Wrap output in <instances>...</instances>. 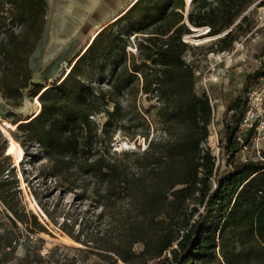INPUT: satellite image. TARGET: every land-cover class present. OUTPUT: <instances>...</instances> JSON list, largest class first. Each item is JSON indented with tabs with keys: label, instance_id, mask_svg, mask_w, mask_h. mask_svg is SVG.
<instances>
[{
	"label": "trees",
	"instance_id": "16d2710c",
	"mask_svg": "<svg viewBox=\"0 0 264 264\" xmlns=\"http://www.w3.org/2000/svg\"><path fill=\"white\" fill-rule=\"evenodd\" d=\"M250 3L191 0L185 14V0H137L95 36L59 81L43 87L33 82L29 58L44 31L46 2L0 0V95L14 108L25 95L40 104L36 114L14 123L12 137L31 160H44L39 171L54 187L72 194L73 201H89L98 209L99 224L106 218L97 247L113 262L264 264V149L223 172L215 168L214 156L202 147L212 114L209 98L195 91L193 67L183 58L184 36L192 28H207L205 36L230 29L218 38L219 49H229ZM115 24L125 26L115 31ZM131 36L138 40L136 54L127 50ZM260 73L247 75L250 88ZM141 96L155 99L151 107L164 129L177 134L150 138L143 119L131 139L144 137L147 146L112 150L113 134L130 121L128 110ZM245 104L236 102L240 113L233 124H223L221 157L225 151L232 159L251 141L253 130L242 135L238 128ZM5 152L0 132V202L14 228L16 220L30 219L43 231L35 214L16 208L21 190L14 166L4 165ZM5 171L13 178L4 177ZM60 216L62 224L71 219ZM76 223L71 219V226ZM65 232L79 241L72 228ZM5 237L0 245L7 244Z\"/></svg>",
	"mask_w": 264,
	"mask_h": 264
},
{
	"label": "rangeland",
	"instance_id": "374dc122",
	"mask_svg": "<svg viewBox=\"0 0 264 264\" xmlns=\"http://www.w3.org/2000/svg\"><path fill=\"white\" fill-rule=\"evenodd\" d=\"M57 1L59 0H45L46 25L29 58L33 82L43 87L54 85L68 72L69 65L81 54L91 33L104 24L98 19V13L92 14V10L84 9L88 4L86 0H80L84 5L78 4L72 9H68L69 0H60L65 4L61 12H57ZM189 1L185 0V3ZM259 1L251 0L245 10L246 19L234 29L235 39L227 50L219 49L221 44H218V38L223 35L205 36V28L196 29L184 36L188 48L183 58L193 67L194 89L198 94L205 93L213 104L207 141L202 147L209 148L215 158V168H219L221 172L235 161L258 158L260 151L264 149L263 135L259 140L250 141L242 147L232 159L228 158L225 151L224 156L219 154L223 124H233L240 113L233 106L236 102H244L246 92L250 90V85L246 83L247 75L264 70V7L258 6ZM186 8L187 5L185 14L188 12ZM91 18L94 21L92 19L90 22ZM95 20L98 23L93 25ZM124 26L125 24H115L114 30H122ZM137 41L131 36L127 50L136 54ZM223 53L228 54L224 57ZM155 104V99L149 101L145 96L138 98L136 105L128 110L130 121L113 134L112 150L121 152L144 149L149 140L139 135L134 140L131 139L134 130L139 132L143 119L149 124L150 138L174 137L177 134L176 130L164 129L156 109L151 107ZM39 106L40 104L35 103V97L25 95L22 105L14 108L0 95V132L5 139L6 154L10 145L9 136L12 137L11 133L15 130L14 123L36 114ZM43 162V159L31 160L24 153L21 160L9 154V159L4 162L5 166H14L18 188L21 190L19 199L14 200L16 208L19 212L25 209L26 212L35 214L44 230L35 229L30 219L27 223L16 220L17 228H14L10 221L13 216L0 202V233H6L7 242L0 245V264H118V260L113 262L105 251L97 247L99 238L103 236L101 228L106 218L99 224L100 221L96 218L98 209H93L89 201H73L72 194L54 187V181L43 177L39 171ZM7 176L9 179L13 178L11 173L7 174L5 171L4 177ZM33 190L37 198L33 195ZM192 206L198 212L203 209L198 204ZM59 214H68L77 223L71 226L69 219L62 224L63 218L58 217ZM195 218L197 214L192 219ZM70 228L78 235L79 241L65 232ZM140 248V245L134 246L136 251ZM156 263L157 260H152L146 264Z\"/></svg>",
	"mask_w": 264,
	"mask_h": 264
},
{
	"label": "built area",
	"instance_id": "2783aa9c",
	"mask_svg": "<svg viewBox=\"0 0 264 264\" xmlns=\"http://www.w3.org/2000/svg\"><path fill=\"white\" fill-rule=\"evenodd\" d=\"M247 11L243 12L241 17L246 15ZM238 21L235 23L237 24ZM230 31L227 30L225 32ZM224 33H222L223 35ZM228 53H223L222 56L226 57ZM258 77L257 82L250 88L245 96V110L239 122V133L244 135L247 131L253 130L251 141H257L264 135V70ZM209 102L211 108L212 102ZM5 237V233H0V241Z\"/></svg>",
	"mask_w": 264,
	"mask_h": 264
},
{
	"label": "crops",
	"instance_id": "0c3cea01",
	"mask_svg": "<svg viewBox=\"0 0 264 264\" xmlns=\"http://www.w3.org/2000/svg\"><path fill=\"white\" fill-rule=\"evenodd\" d=\"M69 1L70 2L68 3L69 4L68 9H72L78 4L84 5V3H82L80 0H69ZM134 1L136 0H86V3L88 4L85 6L84 9L90 10V11L92 10V14L98 13V17H99L98 19L104 22V24L101 26L105 27L108 24L117 20L120 17V14L130 5H132ZM63 3L64 2L60 0L57 1V12L62 11V9L64 8L63 5H65ZM92 19L93 18H91L89 21L91 22ZM97 23H98L97 20H95L93 25H96ZM101 26H98L97 28ZM90 38H91V35H90Z\"/></svg>",
	"mask_w": 264,
	"mask_h": 264
},
{
	"label": "bare ground",
	"instance_id": "6f19581e",
	"mask_svg": "<svg viewBox=\"0 0 264 264\" xmlns=\"http://www.w3.org/2000/svg\"><path fill=\"white\" fill-rule=\"evenodd\" d=\"M137 1V0H136ZM135 2V1H134ZM131 6V5H130ZM129 6V7H130ZM129 7L128 8H126L121 14H120V16L122 15V14H124L128 9H129ZM104 27L103 26H101V27H99V28H97L96 30H94L93 32H92V34H91V38L88 40V42L85 44V46H84V48L82 49V51H81V54L86 50V48L90 45V43H91V41L95 38V36L103 29ZM193 29V28H192ZM201 30H203V29H201ZM206 30V29H205ZM204 30V31H205ZM68 71H69V69H68ZM35 103L37 104V105H39V102H38V100H37V98L35 97ZM9 140H10V145H9V147H8V149H7V155H9V154H11V155H14L15 157H17L19 160H21L22 159V157H23V153H22V149H21V147H20V145H19V143L17 142V141H15L14 139H12V137L11 136H9Z\"/></svg>",
	"mask_w": 264,
	"mask_h": 264
},
{
	"label": "water",
	"instance_id": "95a60500",
	"mask_svg": "<svg viewBox=\"0 0 264 264\" xmlns=\"http://www.w3.org/2000/svg\"><path fill=\"white\" fill-rule=\"evenodd\" d=\"M190 2H191V0L187 3L186 2V5H187V8L186 9H188V7H189V4H190ZM46 25V24H45ZM44 28H45V26H44ZM205 29H207V28H205ZM192 31H196V29H191ZM227 32H224V34H226ZM223 34V35H224ZM17 125V124H16ZM16 125H15V128H16ZM8 141V140H7ZM7 155V154H6Z\"/></svg>",
	"mask_w": 264,
	"mask_h": 264
}]
</instances>
